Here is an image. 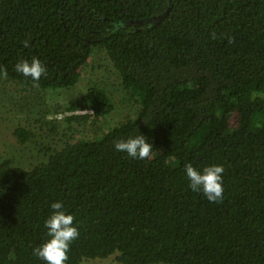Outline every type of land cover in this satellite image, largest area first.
<instances>
[{"label": "trees", "instance_id": "trees-1", "mask_svg": "<svg viewBox=\"0 0 264 264\" xmlns=\"http://www.w3.org/2000/svg\"><path fill=\"white\" fill-rule=\"evenodd\" d=\"M96 49L137 110L35 164L0 162V264H46L33 249L58 201L80 232L66 264H264V0H0L8 80L36 88L15 71L35 56L47 68L37 87L71 88ZM116 106L92 85L63 120L99 124ZM139 134L150 158L115 149ZM189 162L223 166L221 202L191 190Z\"/></svg>", "mask_w": 264, "mask_h": 264}, {"label": "rangeland", "instance_id": "rangeland-1", "mask_svg": "<svg viewBox=\"0 0 264 264\" xmlns=\"http://www.w3.org/2000/svg\"><path fill=\"white\" fill-rule=\"evenodd\" d=\"M92 85L107 88L117 105L114 111L99 124L64 122V117L70 113L65 107L85 95ZM126 96L121 77L102 49L94 51L78 83L71 88H24L18 82L0 78V162L29 166L44 160L53 146L69 136L89 138L100 134L122 122L127 115L134 116L137 106L127 101ZM20 127L31 132L30 140L25 143L15 134ZM80 264L120 263L111 256L85 259Z\"/></svg>", "mask_w": 264, "mask_h": 264}, {"label": "clouds", "instance_id": "clouds-1", "mask_svg": "<svg viewBox=\"0 0 264 264\" xmlns=\"http://www.w3.org/2000/svg\"><path fill=\"white\" fill-rule=\"evenodd\" d=\"M215 38V34H213ZM232 42V38H229ZM24 47L29 46V42H23ZM15 71L25 77H31L33 86L37 87L42 76L47 75V68L35 56L29 62L26 59L20 60L15 65ZM7 68L0 70V78L7 79ZM114 147L118 152H124L129 157L135 159L150 158L153 146L147 142L143 135L134 138L121 139L114 142ZM186 176L190 181L189 187L193 192H202L209 202H221L223 200V172L222 165H211L203 168L202 171L194 168L192 163L184 165ZM52 214L44 221V227L48 229L50 239L33 249V255L46 261V264H66L68 252L72 242L79 238L80 232L75 226V217L66 213L63 202L51 204Z\"/></svg>", "mask_w": 264, "mask_h": 264}, {"label": "built area", "instance_id": "built-area-1", "mask_svg": "<svg viewBox=\"0 0 264 264\" xmlns=\"http://www.w3.org/2000/svg\"><path fill=\"white\" fill-rule=\"evenodd\" d=\"M77 112H79V113H83L84 111H77Z\"/></svg>", "mask_w": 264, "mask_h": 264}]
</instances>
